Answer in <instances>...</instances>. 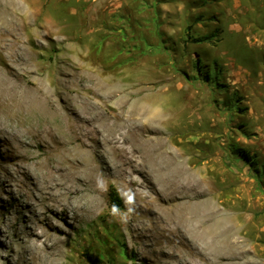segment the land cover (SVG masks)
<instances>
[{"label":"rangeland","instance_id":"1","mask_svg":"<svg viewBox=\"0 0 264 264\" xmlns=\"http://www.w3.org/2000/svg\"><path fill=\"white\" fill-rule=\"evenodd\" d=\"M36 1L40 19L52 21L59 29L57 38L63 40L54 49H41L52 56L43 57L45 61H60L70 46L85 47L106 70L103 58L107 51L116 50L115 59H127L112 68L135 70V81L141 86L150 85L154 93L166 91L165 101L178 108L180 116L172 120L175 125L172 122L173 129L167 132L173 137L170 149L178 150L185 164L205 177L219 205L230 212V229L239 225V232L251 240L248 244L257 249L264 264V0ZM43 43L48 45L45 39ZM133 59L134 64L130 63ZM12 121L24 131L27 122L20 116ZM4 127L0 124V131ZM10 131L0 133V247L4 257L5 244L16 239L13 232L36 226L39 212L62 229L61 236L74 246L81 264H176L166 257L172 247L170 237L151 222L133 218L124 226L133 211L120 182H99L98 200L89 187L83 190L70 200L66 217L47 211L43 202L54 197L45 193L35 169L43 159L22 155L21 145L7 139ZM27 140L35 153L40 152L38 142ZM131 155L145 168L134 172L133 178L150 191L156 176L152 163L140 150ZM110 189L122 201L121 207H115L116 214ZM239 256L230 255V264ZM10 264L19 261L14 256Z\"/></svg>","mask_w":264,"mask_h":264},{"label":"bare ground","instance_id":"2","mask_svg":"<svg viewBox=\"0 0 264 264\" xmlns=\"http://www.w3.org/2000/svg\"><path fill=\"white\" fill-rule=\"evenodd\" d=\"M58 31L52 21L40 19L36 0H0V124L6 126L0 133L11 130L7 139L21 145L22 155L43 159L34 167L45 193L54 197L42 201L45 209L66 217L67 205L75 196L89 187L97 199L101 194L97 184L115 180L124 185L133 211L124 226L133 218L151 222L170 237L172 247L166 257L171 262L230 264V255L239 254L242 257L233 264H263L239 225L230 229V212L219 205L205 177L185 164L183 154L170 149L167 132L175 125L178 108L165 101L166 91L154 93L150 85L141 86L135 81V70L112 68L127 59H115L116 50L106 52V70L85 47L70 46L60 61L48 63L43 57L52 56L41 49H54L63 41L57 38ZM15 116L27 122L24 131L15 128ZM29 137L39 143L40 152L32 150ZM137 150L156 172L150 182L154 196L133 178L134 172L145 169L131 155ZM135 184L142 189L134 191ZM36 214V226L28 231L14 229L16 239L5 244V257L0 247V264L12 263L14 256L19 264H81L74 246L61 236L62 229L42 213Z\"/></svg>","mask_w":264,"mask_h":264},{"label":"trees","instance_id":"3","mask_svg":"<svg viewBox=\"0 0 264 264\" xmlns=\"http://www.w3.org/2000/svg\"><path fill=\"white\" fill-rule=\"evenodd\" d=\"M110 197L112 199V206H115L116 208L122 206L121 198L115 189H110Z\"/></svg>","mask_w":264,"mask_h":264},{"label":"clouds","instance_id":"4","mask_svg":"<svg viewBox=\"0 0 264 264\" xmlns=\"http://www.w3.org/2000/svg\"><path fill=\"white\" fill-rule=\"evenodd\" d=\"M118 211V209L115 208V206L113 207V214H116Z\"/></svg>","mask_w":264,"mask_h":264}]
</instances>
